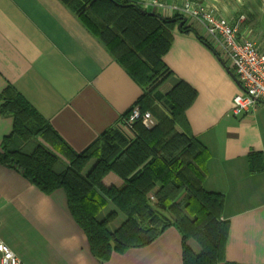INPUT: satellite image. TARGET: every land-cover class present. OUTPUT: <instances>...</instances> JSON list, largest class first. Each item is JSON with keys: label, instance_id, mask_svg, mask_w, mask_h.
<instances>
[{"label": "crops", "instance_id": "0c3cea01", "mask_svg": "<svg viewBox=\"0 0 264 264\" xmlns=\"http://www.w3.org/2000/svg\"><path fill=\"white\" fill-rule=\"evenodd\" d=\"M141 1L150 12L173 15L152 5L153 0ZM161 1L174 5L186 0ZM190 1L210 6L233 23L245 16L241 29L264 48V0ZM194 28L173 31L171 47L163 57L171 73L158 90L166 95L183 80L196 91L186 110L187 130L208 149L205 188L225 196L226 259L264 264V103L233 113L241 83L214 47L197 36L201 27ZM5 90L24 96L77 152L117 126L144 93L143 86L61 0H0V151L14 129L13 116L1 110ZM250 154L262 156V170H251ZM95 162L91 159L85 171ZM103 181L117 187L124 183L114 172ZM111 212H117L108 225L114 230L127 217L111 201L98 217ZM0 237L23 264H184L183 236L174 225L145 246L114 252L107 261H99L71 213L66 191L46 194L21 169L1 162ZM187 244L195 254L202 252L196 239Z\"/></svg>", "mask_w": 264, "mask_h": 264}, {"label": "trees", "instance_id": "16d2710c", "mask_svg": "<svg viewBox=\"0 0 264 264\" xmlns=\"http://www.w3.org/2000/svg\"><path fill=\"white\" fill-rule=\"evenodd\" d=\"M61 1L143 86L137 104L151 111L158 123L147 129L138 121L133 134L115 126L77 152L24 96L5 90L1 110L13 116L14 129L5 139L0 162L21 169L46 194L64 189L74 219L101 262L114 252L151 243L174 225L183 236L184 264H236L225 254L229 235V221L223 218L225 196L204 186L208 149L187 130L186 110L196 91L183 80L166 95L158 90L171 73L163 57L173 31L191 32V27L179 28L183 17L178 15L151 14L141 0ZM91 159L96 162L85 171ZM262 159L250 154L252 171L263 169ZM110 172L124 180L122 186L105 185ZM109 201L127 217L114 230L108 225L117 212L98 217ZM190 238L201 245L200 254L187 244Z\"/></svg>", "mask_w": 264, "mask_h": 264}, {"label": "built area", "instance_id": "2783aa9c", "mask_svg": "<svg viewBox=\"0 0 264 264\" xmlns=\"http://www.w3.org/2000/svg\"><path fill=\"white\" fill-rule=\"evenodd\" d=\"M152 5L186 18V25L194 28L200 26L199 35L214 47L220 58L234 72L242 86V92L233 99V113L242 114L251 106L264 103V48L241 29L240 20L233 23L217 15L213 9L199 2L186 0L180 4L168 5L161 0H153ZM171 16V17H172ZM195 29V28H194ZM142 122L147 129H152L158 123L154 114L143 111L135 104L122 116L117 127L133 134L136 122ZM152 199L155 197L152 196ZM0 264H23L19 256L0 237Z\"/></svg>", "mask_w": 264, "mask_h": 264}, {"label": "water", "instance_id": "95a60500", "mask_svg": "<svg viewBox=\"0 0 264 264\" xmlns=\"http://www.w3.org/2000/svg\"><path fill=\"white\" fill-rule=\"evenodd\" d=\"M151 14H156L157 15V13L156 12H150ZM186 23V18H182L181 19V22L179 23V28H181L184 24ZM232 72V71H231Z\"/></svg>", "mask_w": 264, "mask_h": 264}]
</instances>
